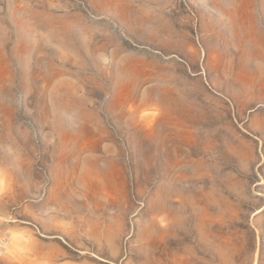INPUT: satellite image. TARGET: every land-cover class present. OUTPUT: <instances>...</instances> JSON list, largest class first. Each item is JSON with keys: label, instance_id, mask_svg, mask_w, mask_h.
<instances>
[{"label": "rangeland", "instance_id": "rangeland-1", "mask_svg": "<svg viewBox=\"0 0 264 264\" xmlns=\"http://www.w3.org/2000/svg\"><path fill=\"white\" fill-rule=\"evenodd\" d=\"M0 264H264V0H0Z\"/></svg>", "mask_w": 264, "mask_h": 264}]
</instances>
